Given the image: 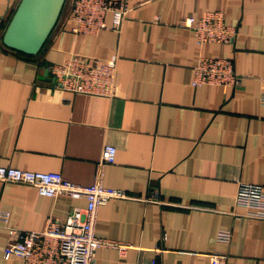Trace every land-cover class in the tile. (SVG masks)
<instances>
[{
    "label": "crops",
    "instance_id": "0c3cea01",
    "mask_svg": "<svg viewBox=\"0 0 264 264\" xmlns=\"http://www.w3.org/2000/svg\"><path fill=\"white\" fill-rule=\"evenodd\" d=\"M72 0L36 55L6 47L3 34L20 0H0V167L57 172L93 183L105 144L115 162L106 188L124 191L97 210L95 235L128 246L96 250L93 264H264V219L236 204L240 183L264 186V0H129L121 31L74 34ZM224 15L235 30L227 44H197L180 27L186 16ZM72 54L117 57L115 97L55 88L48 66ZM233 60L238 88L192 86L200 57ZM153 191L158 201H148ZM86 199L41 195L34 186L0 181V264L8 229L43 231L65 223ZM220 232L231 234L228 241Z\"/></svg>",
    "mask_w": 264,
    "mask_h": 264
},
{
    "label": "built area",
    "instance_id": "2783aa9c",
    "mask_svg": "<svg viewBox=\"0 0 264 264\" xmlns=\"http://www.w3.org/2000/svg\"><path fill=\"white\" fill-rule=\"evenodd\" d=\"M129 0H72L69 18L74 26V34L98 33L106 28L105 17L111 15V29L120 32L127 12ZM180 27L194 36L197 44L230 43L235 30L226 25L224 15L217 11L205 12L201 17L186 16ZM54 77L55 88L71 93L94 94L113 98L117 89V57L100 60L86 55L72 54L61 63L48 66ZM264 87V73L260 77ZM216 85L238 88L241 75L234 67L233 60L227 58L200 57L193 70L192 86ZM264 149V127L261 132ZM117 149L111 144L102 148L96 163L94 181L88 186L71 183L57 172L24 171L11 167H0V181L15 182L34 186L46 197L65 195L73 199H86V207L73 209L65 223L49 220L41 231H19L8 229L9 238L3 250L5 259L20 257L25 264H93L95 252L101 247L117 249L125 254L127 245L98 238L95 235L97 210L111 199L124 198L121 190L103 185V171L115 162ZM148 201H158L159 194L153 191ZM236 204L254 207L253 213L264 219V186L240 183L236 193ZM9 213L0 211V224L7 226ZM231 234L220 232L219 239L228 241ZM225 255H211V264H225ZM141 264H155L151 263Z\"/></svg>",
    "mask_w": 264,
    "mask_h": 264
},
{
    "label": "water",
    "instance_id": "95a60500",
    "mask_svg": "<svg viewBox=\"0 0 264 264\" xmlns=\"http://www.w3.org/2000/svg\"><path fill=\"white\" fill-rule=\"evenodd\" d=\"M65 0H20L4 34L3 44L36 55L57 23Z\"/></svg>",
    "mask_w": 264,
    "mask_h": 264
}]
</instances>
